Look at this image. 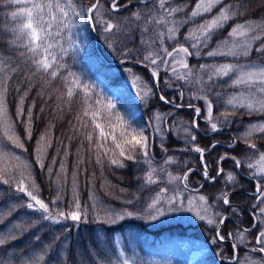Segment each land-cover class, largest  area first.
Instances as JSON below:
<instances>
[{
	"label": "trees",
	"instance_id": "16d2710c",
	"mask_svg": "<svg viewBox=\"0 0 264 264\" xmlns=\"http://www.w3.org/2000/svg\"><path fill=\"white\" fill-rule=\"evenodd\" d=\"M127 1L129 0H119L120 4ZM82 2L85 6H88L93 0H82ZM109 2L110 0H102L105 8L108 7ZM154 2L155 0H149L147 7L152 8ZM194 2L195 0H172L173 6L188 4L185 12L177 13L175 19H187V14L191 12ZM225 3L243 5L239 8V11L243 14L230 20L222 30L213 35L208 47L202 49L199 57L195 55L188 57L190 67L199 69V65L209 64L211 62H209V59L220 61V59L226 58L208 57L204 53L215 48L218 41L225 39L234 24L244 23L247 20L264 19V0H225ZM14 10L15 6H8L4 3V0H0V53L10 55L16 59V50L9 49L5 43L11 39L8 29L14 26V22L10 17L11 11ZM137 10L144 13L146 10L145 4L129 3L126 8H121L118 13H105V18L112 20L113 23H118L121 30L105 34L102 31V25L98 24L95 32L98 37L99 52L95 48V41L89 24L80 23L77 28L73 29L72 39L79 43L82 51L75 53V62L73 61L72 52H69L64 60L70 66L71 71L80 75L83 81L94 85L97 93L106 99H112L113 103L116 104V110L129 120L133 127L145 129V134L151 137L149 157L152 160V166L157 169L164 167L165 172H157L158 182L156 184L145 185L142 177L148 170V166L145 163L146 158L139 154V150L136 152L137 162L125 160V167L123 168L110 166L107 159L104 160L103 166L97 164L95 148L90 150L88 141L84 139V133L88 129L82 128L75 119L80 111V105L76 102V98L73 99L70 106L57 99L59 93L55 89L59 88L63 91L59 79L53 81L51 85H45L39 76H33L31 81L27 80V75L31 74L30 65L24 63L21 58L18 72L12 74L9 81L8 110L15 121L17 119L15 115L16 104L19 96L30 85L31 91L25 99L24 107L27 111L33 104L35 106L32 108L31 139H27L23 123L18 122L16 124V131L24 142L26 151L22 149L13 150L31 165L32 177L39 189L38 195L46 203H49L50 207L51 200L59 191L62 195V202L59 206L65 211L69 209L74 195L73 178H75V194L78 195L81 205L87 207L88 217L87 222H73L69 219L60 224H53L40 220L39 213H34L26 207L17 208L11 215L0 216V220L3 221L0 223V232L12 229L16 223L21 224L25 229L16 240L0 247V264H21L22 259L27 260L49 244L52 245V248L45 255L43 264H97L98 260H111L114 264L121 247L129 256L135 252L137 259H142L144 264H215V259L218 256L231 257L233 249L230 243L226 241L213 243V227L204 221L183 223L176 220L169 223H156V221L144 218L147 204L160 189L168 188V194H172L175 186L168 184L166 174L170 172L173 175L182 176L188 168L193 169L189 174L188 185L196 187L202 183L198 193L207 197L209 205H212V212L227 211L242 226L252 224V218L246 211L236 209V212L233 213L230 207L224 205L218 197L222 191L233 189V185L227 182L226 179L228 172L236 175L238 186L235 189H253V183L236 172L234 161L230 158L221 161L220 164L224 171L220 176L213 181L202 182L200 175L202 167L199 163L198 154L191 151V148L198 145L207 149L214 141L230 144L232 138L237 140L236 145L230 149L218 144L204 155L209 173L214 175L217 171V160L224 153L233 154L243 161L246 156L254 151L240 137L249 124L264 121V115L249 116L244 114V109H239L235 115L228 116L227 121H225L221 113L232 111L225 101L227 93H234L237 89L230 86L232 78L216 79L207 84L201 92L198 90L200 85L191 89V84L185 81L173 80L172 77L167 75L166 70L162 69V64L159 68V82L168 80L170 89L165 87L164 90V87L160 86L159 93L169 99L175 97V102L182 104V107L177 108L175 104H165L161 101L154 90V85L152 88L154 94L141 104L138 102L139 99L136 100L130 93H126V90H129L126 86V79L129 74L131 77L134 75L141 77L142 81L149 85L152 79L150 70L134 63H123L119 66L121 72H116L110 69V67H114L113 65L104 63V59L126 58L142 61L143 55L148 49L141 41L142 39H154V32L153 26H149L148 32L142 31L144 21L125 20L126 17H131V14ZM202 20L203 17L197 18L195 22L190 21L180 27L177 36L180 44L189 47L190 42H186L184 37L189 28L194 27ZM109 42H112V48L108 47ZM261 43H264V40L255 42L250 56L241 57L238 60L232 59L264 63V56L255 51V48ZM153 46L158 48L159 41L156 40ZM164 46L171 51L176 46V41H169L165 38ZM189 50L193 51L191 48ZM19 51H23V49H19ZM125 52H128V55H125ZM201 75H203V78L206 76L203 73ZM204 81H207V79L204 78ZM17 87L19 92L16 91ZM180 92L184 94L183 100L179 98ZM38 93H41V95H38ZM217 93H219V96H217ZM202 94H206L208 99L211 100L213 117L221 132L201 133L211 132L207 129L203 118L205 102L193 98L194 95ZM189 104L196 105L201 109L200 117L196 118V122L199 124L198 129L191 127L195 113L192 108L187 107ZM157 112L169 114L165 118V125H162L163 132L159 136L152 134V129L149 126V121L152 119L151 113ZM132 113L135 114L134 117ZM73 125H76L78 131L73 128ZM185 127L190 129V133L183 131ZM46 130H49L48 136L51 140V147L45 149L44 168L41 169L36 163V147L37 140ZM191 134L196 135V141H190ZM251 142L257 145L260 152H264V134L253 137ZM109 144H111L110 141ZM161 145H163V148ZM163 149H167V151L165 152ZM168 157H173L176 163L166 165L164 161ZM53 160H55V163H53ZM61 163L65 165L66 173H60ZM49 167L52 169L51 175L48 172ZM241 169L248 174V169L243 163ZM58 174H60L59 180ZM180 187L183 189V185H180ZM229 198L250 209H252V204L255 201V197L245 194H232ZM27 199L22 193H16L9 185L0 183V212L7 213L11 204L18 205ZM129 200L132 201L131 204L126 203ZM96 201H99L104 208L113 209L117 212L127 209V211L136 215L126 217L115 224L97 222L96 213L92 210V204ZM161 206L167 207L164 204ZM100 216H103V212L100 213ZM34 220L38 221L35 225L32 224ZM202 230L205 237L210 240L211 248L209 250L212 253L206 254L209 263L207 261L198 263L187 258L189 248L201 247L194 242V238L202 234ZM237 230L238 226L227 219L221 226L220 233L227 236L228 233H236ZM239 230L241 229L239 228ZM244 235L246 238L244 244H241L235 236L228 238L237 245L238 258H242L250 249L260 247L255 243L257 230L254 229L250 233L246 232ZM36 236H39V240L35 239ZM54 237H59V239L54 240ZM118 239L121 242L119 245L116 243ZM177 240L186 242V249L174 248L169 244V242H176ZM93 251L96 254L95 256L91 255ZM61 252L64 253L63 257L58 255ZM213 253L216 254L213 255ZM251 254L258 258L263 256L259 252ZM219 264L229 263L221 261ZM233 264H237V262L234 261Z\"/></svg>",
	"mask_w": 264,
	"mask_h": 264
},
{
	"label": "snow or ice",
	"instance_id": "6c2138e0",
	"mask_svg": "<svg viewBox=\"0 0 264 264\" xmlns=\"http://www.w3.org/2000/svg\"><path fill=\"white\" fill-rule=\"evenodd\" d=\"M145 4L146 10L142 13L137 10L131 14V17H126L125 20L144 21L142 26L143 32L149 31V26H153L154 39L144 40L141 43L147 47V52L143 55L141 63H145L146 67H152L151 75L159 83V68L163 64L170 69V75L176 80L185 81L188 84L200 85L199 91L203 92L204 87L216 79L230 77L231 87L242 89L239 92L232 93L226 100V104L230 106L232 111L221 113V116L227 121L228 116L235 115L239 109H244L246 115H264V64L258 62H250L245 64L240 63H219V64H201L196 73L188 64V57L193 55L199 57L203 48H207L213 35L222 30L230 20L242 15L239 8L243 5L226 4L225 0H196L195 6L191 12L187 14V19L176 20L177 13L185 12L188 4H178L173 6L172 0H155L152 8H148V0H139ZM8 6H15V10L11 11L10 17L14 22V26L8 31L11 34V39L6 41L9 49L16 50V59L10 55L0 53V183L9 185L16 193H22L28 199L21 204H11L7 213L0 212V216L11 215L19 207H26L34 213H39V219L53 224H60L65 220L73 222H87L88 209L83 207L76 193V181L73 178V199L69 209L65 211L59 204L62 202V195L58 191L57 195L51 200V207L38 195V186L32 177L31 165L29 162L16 154L13 149L24 148V142L16 131V124L23 123L24 131L27 139L32 136L33 113L30 106L27 111L24 107L25 99L31 91L29 88L19 96L16 104V120L14 121L8 110V94L9 81L12 74L19 70V60L30 65V75H27V80L31 81L33 76H39L45 85H51L53 81L59 79L63 91L56 88L59 93L58 100L63 104L70 106L73 99L80 105V111L75 117L80 126L88 129L84 133V139L88 141L91 148H95L96 163L103 166L104 160L107 159L110 166L119 168L125 167V160L137 162L136 152L146 158L145 163L148 170L145 172L142 179L145 185H153L158 182L157 172H165V168L157 169L152 166V160L149 157L150 139L149 135L145 134L144 128L133 127L132 123L122 116L116 110V104L112 99H106L101 94L97 93L95 86L82 80L81 76L71 71L70 66L65 62L64 58L73 53V61L75 62V53L82 51L79 43L72 39L73 29L77 28L80 23H88L94 31L97 25H102V31L105 34L119 32L120 25L113 23L112 20L105 18L106 12L118 13L121 8H126L127 5L120 4L119 0H110L108 7L105 8L102 0H93L88 6H85L82 0H4ZM131 3V0H129ZM79 4V6H78ZM221 6L215 15L210 17L206 14L213 12V9ZM203 17L202 22L195 24L189 28L184 39L190 42L189 47H185L177 40L179 29L182 25L195 22L197 18ZM176 41V46L171 51L164 46V40ZM159 41V47L154 48L155 41ZM264 40V19L247 20L244 23L235 24L228 36L219 41L215 48L204 53L208 57H229L239 59L251 55L253 45L257 41ZM108 47L112 48V42L108 43ZM191 48L193 51H190ZM23 49V51H19ZM255 51L264 55V43H261L255 48ZM128 55V52L124 53ZM16 65L15 67L13 65ZM183 70V71H182ZM207 75V81H204L203 75ZM133 86L137 89V96L145 101L153 95L152 88L148 87L142 81V78L135 76L133 78ZM19 92V88H16ZM41 95V93H38ZM219 96V93H217ZM183 92L179 93V98L183 100ZM194 99H201L206 105L205 121L210 125L212 132L219 131L217 122L213 117V104L208 96L194 95ZM159 99L165 104H175V107L180 108L183 105L176 103V98H166L160 95ZM59 107V105H58ZM188 107L194 110L195 116L191 122L192 128H199L196 118L200 117L201 109L193 104ZM43 111V109H41ZM134 113L132 116L134 117ZM168 113H154L149 121V126L156 133L163 132V123ZM24 118V119H21ZM76 129V125H73ZM78 131V129H76ZM46 130L37 140L36 147V163L41 169L44 168L43 157L45 149L51 147V140ZM185 133H190V129L185 127ZM264 134V121L249 124L245 131L241 134V139L247 146L254 151L246 156L244 160L236 157L221 156L220 161L232 159L235 168L239 169L242 163L248 169V178L255 184V191L249 193L250 196H255V201L252 204L250 214L253 217V223L250 228L238 230L236 233H228L227 236L221 235L219 226L223 225L228 217L221 213H213L212 205H209L207 197L204 195L190 196L182 199V191L187 190L189 174L193 169L188 170L181 175H173L168 172L167 182L169 185H174L172 194L168 188L160 189L147 204L144 218L151 221H156L160 217L165 216L168 212L188 211L194 212L198 219L206 221L208 225L215 226L216 236L213 238V243L217 241L223 242L228 238L235 236L241 244L245 243V233H250L252 230H257L255 243L260 245L259 248H252L245 253L243 258H238L236 254L237 245L233 244V256L229 260V264L234 261L237 264H264V256L259 259H254L250 253L259 252L264 254V152L257 149V145L252 143V138ZM95 137V138H94ZM197 137L194 134L190 135V141H196ZM109 141L111 144H109ZM233 145H229L232 147ZM163 148V145H161ZM216 145H211L215 148ZM165 152L167 149H163ZM191 151L198 153L200 162L203 168L202 175L204 179L215 180L216 177L223 173V168H219L216 176H209L208 164L204 161L206 149L194 145ZM67 154V153H66ZM81 163L83 161H80ZM55 163V160H53ZM164 163L171 165L176 163L173 157H168ZM48 172L51 175L52 169L49 167ZM60 173H66V168L63 163L60 165ZM75 177V174H74ZM60 174H58V180ZM227 182L233 185V190L238 186L235 173L227 174ZM180 185H183L181 189ZM123 191V190H122ZM192 191H198L193 189ZM230 194L222 191L219 200L224 205H230ZM131 204L132 201H126ZM167 205L162 207L161 205ZM92 210L96 213L97 222H105L115 224L117 221H122L126 217L136 215L133 212L123 211L117 212L113 209H107L102 206L99 201L92 204ZM103 212V216L100 213ZM235 213L236 209L232 208ZM219 216V220L215 217ZM3 221L0 220V223ZM38 221H33L35 225ZM25 229L19 223L13 225V228L0 232V247L6 246L9 242L14 241L21 235ZM35 239L39 240V236ZM59 239V237H54ZM102 239V237H101ZM116 243L121 242L118 239ZM52 248V245H45L44 248L29 257L27 260L21 261V264H43L45 255ZM61 257L64 253H58ZM95 256V252L91 253ZM223 258V257H222ZM97 264H113L111 260H98ZM114 264H144L142 259L138 260L136 253L131 256L127 255L121 247L118 251Z\"/></svg>",
	"mask_w": 264,
	"mask_h": 264
},
{
	"label": "rangeland",
	"instance_id": "374dc122",
	"mask_svg": "<svg viewBox=\"0 0 264 264\" xmlns=\"http://www.w3.org/2000/svg\"><path fill=\"white\" fill-rule=\"evenodd\" d=\"M195 3H196V0H195V2H194V4H193V6H192V8L195 6ZM192 8H191V10H192ZM219 9L220 8H217V9H213V12L212 13H210V14H206L207 16H211V15H215L218 11H219ZM237 24V23H236ZM235 25V24H234ZM233 25V26H234ZM232 26V27H233ZM231 27V28H232ZM230 28V29H231ZM230 31V30H229ZM220 41H222V40H220ZM219 42V41H218ZM217 42V43H218ZM217 43H216V45H217ZM264 56V55H263ZM211 61V62H210ZM209 64H214V63H216V64H219V63H240V64H245V63H250V62H253V61H243V60H241V61H237V60H233L232 58H229V57H226V58H224V59H220V61H218V59H215V60H211V59H209ZM255 62H257V61H255ZM258 63H260V62H258ZM262 64H264V63H262ZM163 65V64H162ZM114 67H110V69H112L113 71H116V72H121V69H119V66H121V65H113ZM200 66V65H199ZM190 68H192L193 69V72L194 73H196L197 72V67H190ZM162 69H165L166 70V72L168 73L167 75L169 76V77H172V79L174 80L175 78L172 76V75H170V69L169 68H167L166 66H164L163 65V67H162ZM122 70H123V68H122ZM183 71V70H182ZM202 74V73H201ZM166 75V76H167ZM135 76H137V75H134V76H130V74H129V76H128V78L126 79V81H127V87L129 88V90H126V93H130V95L134 98V99H136V100H138V102L141 104L142 102H144V101H142L138 96H137V89L133 86V78L135 77ZM168 78V77H167ZM204 78H206L207 79V75L206 76H204ZM145 84H146V82H144ZM147 86L148 87H150V88H153V78L151 79V84H147ZM158 86L160 87V86H163L164 87V90H165V87H167V88H169L170 86L168 85V80H166L165 82H163V81H160L159 83H158ZM195 86H197V85H195V84H191L190 85V88L192 89V88H194ZM199 88L200 87H198V90H199ZM163 89V88H162ZM170 89V88H169ZM153 90V89H152ZM231 90V89H230ZM242 89H236L234 92H239V91H241ZM175 91V90H174ZM175 93H177V91H175ZM227 93V92H226ZM232 93H227V96H226V98L228 99L229 98V96L231 95ZM202 95H204V94H202ZM227 99H225V101L227 100ZM205 107H204V116L206 115V105H204ZM153 115H154V113H151V117H153ZM204 118V117H203ZM204 121H205V119H204ZM164 125H165V122L163 123ZM205 124H206V127H207V129H209L210 130V125L205 121ZM217 126H218V123H217ZM166 127V126H165ZM151 129H152V134L154 133V135H156V136H159V135H161V133H156L155 131H154V129L151 127ZM229 173V172H228ZM227 173V174H228ZM227 176V175H226ZM185 191V190H184ZM184 191H182V196H181V198L182 199H185V201H186V199L188 198V197H190V196H198V195H200V194H195V193H192V194H190V192H188V193H185ZM202 195V194H201ZM217 213V212H216ZM216 219H217V217H215ZM181 221V222H183V223H195L196 221H200V219H198L197 218V216L195 215V213L194 212H188V211H179V212H168L165 216H163V217H160L158 220H156V223H169V222H174V221ZM204 222H206V221H204ZM194 242L195 243H197V244H199L200 246H201V248L200 249H197V248H194V249H192V250H190L189 252H188V255H187V257H188V259L189 260H197V261H200L202 258L204 259V257H205V253L207 254H210V253H212L210 250H209V246H210V244H209V242H210V240L209 239H207V237H205L204 236V234H200L199 236H196L195 238H194ZM169 244H171L172 245V247H174V248H177V247H181V249H185L186 247H187V243L186 242H184V241H182V240H177L176 242L174 241V242H169ZM259 248V247H258ZM216 254V253H215ZM214 253H213V255H215ZM251 256H252V254H250ZM244 257V256H243ZM242 257V258H243ZM255 259V258H254ZM256 259H259L258 257L256 258ZM203 261V263H205V261H207L208 263H209V261H208V259H205V261L204 260H202Z\"/></svg>",
	"mask_w": 264,
	"mask_h": 264
},
{
	"label": "water",
	"instance_id": "95a60500",
	"mask_svg": "<svg viewBox=\"0 0 264 264\" xmlns=\"http://www.w3.org/2000/svg\"><path fill=\"white\" fill-rule=\"evenodd\" d=\"M131 2H139V0H131ZM125 4H127V3H125ZM90 28H91V26H90ZM91 31H92V33H93V37H94V40H95V47H96V50L98 51V38H97V35L95 34V31L92 30V28H91ZM124 62H131V63L137 64V65H141V66L146 67V66H145V63H141V62H138V61H130V60H126V59H116V60H107V59H104V63H105V64L119 65V64L124 63ZM147 68L151 69L150 67H147ZM154 84H155V90L158 91L156 80L154 81ZM210 149H211V147H209V149H207V150L205 151V153L208 152ZM199 157H200V156H199ZM237 170H239V169H237ZM204 180H205V181H208V180H210V179H207V180L204 179ZM224 216H225V217H229V215H224ZM219 227H220V226H219ZM216 231H217V229L215 228V233H216Z\"/></svg>",
	"mask_w": 264,
	"mask_h": 264
},
{
	"label": "flooded vegetation",
	"instance_id": "af4514ba",
	"mask_svg": "<svg viewBox=\"0 0 264 264\" xmlns=\"http://www.w3.org/2000/svg\"><path fill=\"white\" fill-rule=\"evenodd\" d=\"M252 183H253V185H255L254 184V182L252 181V180H250ZM247 191L248 192H246L245 193V195H247V196H249V192L250 191H252V189H247ZM230 199V198H229ZM230 205H231V208H230V210H232V208H235V209H241V210H243V211H245V207H243L240 203H238V202H235V201H232V200H230ZM224 213H229V212H227V211H225ZM223 213V214H224ZM230 214V213H229ZM249 215L251 216V218H252V220H253V217H252V215L249 213ZM234 219H235V221H236V218L234 217ZM231 220V219H230ZM232 221V220H231ZM233 222V221H232ZM234 223V222H233ZM243 228H245L244 226H242Z\"/></svg>",
	"mask_w": 264,
	"mask_h": 264
},
{
	"label": "bare ground",
	"instance_id": "6f19581e",
	"mask_svg": "<svg viewBox=\"0 0 264 264\" xmlns=\"http://www.w3.org/2000/svg\"><path fill=\"white\" fill-rule=\"evenodd\" d=\"M243 190H244V189L241 190V193H243Z\"/></svg>",
	"mask_w": 264,
	"mask_h": 264
}]
</instances>
